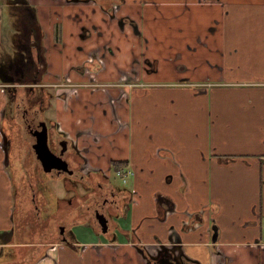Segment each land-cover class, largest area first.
I'll return each mask as SVG.
<instances>
[{
    "label": "crops",
    "instance_id": "obj_1",
    "mask_svg": "<svg viewBox=\"0 0 264 264\" xmlns=\"http://www.w3.org/2000/svg\"><path fill=\"white\" fill-rule=\"evenodd\" d=\"M3 1L17 22L4 48L0 17V264H165L169 249L264 264V133L246 138L264 130V0ZM24 94L75 148L74 168L129 194L116 239L91 238L83 184L26 149ZM39 170V185L45 172L72 192L26 218Z\"/></svg>",
    "mask_w": 264,
    "mask_h": 264
},
{
    "label": "flooded vegetation",
    "instance_id": "obj_2",
    "mask_svg": "<svg viewBox=\"0 0 264 264\" xmlns=\"http://www.w3.org/2000/svg\"><path fill=\"white\" fill-rule=\"evenodd\" d=\"M96 1V0H95ZM98 1H114V0H98ZM120 1V0H117ZM106 7V6H105ZM110 14L112 16H114V13H112L113 11L110 9L109 10ZM125 19H128L130 21V23L133 25V28L135 29V24L133 21H131L129 18L124 17L121 19L120 25L124 24ZM128 21V22H129ZM127 22V21H125ZM34 42V41H32ZM34 45H36V43L34 42ZM38 68H40V66L38 65ZM37 78V77H36ZM29 102V101H27ZM30 103V102H29ZM28 104V103H27ZM23 106H26V103L24 102V104H22ZM21 120L23 122L24 125V130L27 131V134L31 137V142L29 144V149L27 147V144L25 145L26 149L31 153H33L36 157V153L35 150L33 148V145L36 142L37 139V135L38 132L41 130L43 123H45L46 127H47V132H48V145L49 148L56 154L61 155L67 162H68V166L69 168L72 170V173L69 174L67 172H56V170H52L51 172H54L56 174H66L67 178H71L73 179L72 183L75 186L76 182H78V178L77 175L79 174L80 177L82 178V180H84L85 182H83L82 180H80V184H83V187L85 188V198L83 203H85V205L87 206L86 208V222L87 224H94L97 227V232L100 233H104L106 235H109L110 237H112V239H116L117 233L120 230V228L118 227V222L116 220V217H118V212L119 210H126L128 208V204H129V194H126V191L119 189L118 187L113 186L112 182L110 181V179H108V177L102 173H97V174H91V172H89L88 174H82L78 168H74L71 164L70 161L67 159L68 155L70 153H74V151L76 152L75 148L72 146L71 143L68 142L67 139H65L64 137H60L57 136L54 133V129H53V122L51 123L49 120H47L46 118L42 117L40 115V111L38 108H31V111H28L27 109H25L22 113H21ZM56 124V123H55ZM27 139V138H26ZM25 139V140H26ZM77 154V152H76ZM117 176V173H116ZM97 180L96 182V186L99 189V192L96 194H93V196H91L90 194H86L87 191V187H88V181L90 179ZM123 181V179H122ZM126 181V179H125ZM124 182V181H123ZM87 195L90 197L91 202L93 201V199H96V203H97V197L99 196L101 198V201H98L97 205H92L89 204V201L87 203L88 197ZM62 230V231H61ZM64 227L63 225L59 224L58 225V236L61 237L60 241L62 243L67 244L68 246H70L73 249L77 248V245L72 243L70 236L67 237L66 235H64L63 232ZM65 238L66 240L63 241L62 239ZM172 254V250H166L164 252V254ZM179 254L181 255V258L183 259V261L185 263H187V261L192 262L191 260L187 259L183 254H181L179 252ZM163 258V257H162ZM159 259L158 257L156 259H153V263L155 262L156 264H159V261L162 260ZM166 259L168 258L167 256L165 257ZM155 260V261H154ZM165 264H183L181 263L180 259L179 261H176L174 263H165ZM192 264H197L196 262H192Z\"/></svg>",
    "mask_w": 264,
    "mask_h": 264
},
{
    "label": "rangeland",
    "instance_id": "obj_3",
    "mask_svg": "<svg viewBox=\"0 0 264 264\" xmlns=\"http://www.w3.org/2000/svg\"><path fill=\"white\" fill-rule=\"evenodd\" d=\"M8 11L9 12L11 11V10H8V5H6L3 0L0 1V17H2V20L4 22L5 33L7 32V34L5 36V39L3 40L4 48H5L6 44H7L8 39H9L10 32H11L13 26L16 25L15 23L17 22L14 19V16L12 14L8 13ZM4 48H1V50H4ZM160 57H162V56H160ZM174 68L176 69V65H174ZM241 92L242 91H232V92H230V94L232 95L234 93H241ZM220 95L224 96V93L222 92ZM247 95H248L247 93H243L242 92L240 94V96H239V97H241V99H239V101H241ZM23 96H25V97H23V99H24V102L26 103V105L28 103L33 108L31 98L30 97H27L25 94ZM34 99H35V101L39 102V104H40V101L38 99H36V98H34ZM27 101H29L30 103L27 102ZM41 101L46 102V99H44V97L42 96ZM26 108H28V105H27ZM20 113H22V112H20ZM20 113H19V115H20ZM53 129L55 131H58V126L56 124H53ZM260 131H262L264 133V130L262 128H259V126H257L256 128L253 129V133H249L246 136V138H251V140H253L254 142H257V140L259 138V135H261V132ZM20 136H21V138H23V140H25L27 138L26 137V131L24 129H23V134L20 135ZM25 145H26V143H25ZM71 154L72 153H70L69 155L72 156ZM52 173H54V172H52ZM63 175H66V174H63ZM39 176H40V170H39V172L37 171L34 174L30 175L29 181L28 180L24 181V183L26 184L24 186L25 187V191H24L25 192V197L24 198L27 199V205H29V207L27 208V210H28L27 214L28 215H27L26 218L32 217V215H36L37 211L39 212V207L40 208L46 207V205H47V203L45 201L46 198L49 201V209L51 210V209H54L55 206L57 207V199L58 198H64V197L68 196V194L70 192H72V191H68L67 190V188L65 186L64 179H62V178H52V177L48 176L45 172H43V174H42L41 177H42V179H44V183L42 185H39V182H41V180H40L41 178ZM77 178H78V182H76V184H80V180H82V178L80 177L79 174L77 175ZM129 178H130L129 175H127L126 179H129ZM94 179L95 180H93L91 178L88 181V187H87L88 189L86 191V194L88 193L91 196H93V194H96V193L99 192V189L96 186V182L99 179H96V178H94ZM116 179H118V181L121 183V180L122 179L120 180L119 177H116ZM82 181L85 182L84 180H82ZM77 193L80 196L84 197V195H85V188H82V191L81 190L77 191ZM80 196H79V198H80ZM87 197H88L87 203H88V201H89V204H92V202H93L92 205H97L98 201H101V198L99 196L97 197V203H96V199H93V201L91 202L90 197L88 195H87ZM31 225H32V223L30 224L28 222H25L24 225H23V227H24V229L25 228H28V227L31 228ZM69 225H70L69 228L72 231V233L75 230L78 231V228H76V225L77 224H71V223H69ZM56 231H57V233L55 234V239L57 240V237H58V229H56ZM88 232H91L92 233L91 235H93V236H91V238L94 237V236H100L101 239H104V240H107L108 239L107 238V235L104 234V233L93 232L92 229H89ZM26 234L29 235V232H27ZM87 236L88 235L85 234V237H87ZM84 239H87V238H84ZM28 240H29V237H28ZM24 248L25 249H28L29 247H24Z\"/></svg>",
    "mask_w": 264,
    "mask_h": 264
},
{
    "label": "water",
    "instance_id": "obj_4",
    "mask_svg": "<svg viewBox=\"0 0 264 264\" xmlns=\"http://www.w3.org/2000/svg\"><path fill=\"white\" fill-rule=\"evenodd\" d=\"M33 148L36 153V157L39 160L42 169L45 172H51L52 170H56V172H67L69 174L72 173V170L68 166V162L59 154L54 153L48 145V132H47V127L45 123H43V126L41 130L38 132L37 139L35 144L33 145ZM63 241L66 239L63 238ZM71 246V245H70ZM72 247V246H71ZM173 255L172 257V263L176 261V257H178L183 264H192V262L187 261L185 263L183 259L181 258L180 254L175 255L174 252H172ZM165 257L162 258L161 261H159V264H164L163 262L165 261ZM171 263V262H169Z\"/></svg>",
    "mask_w": 264,
    "mask_h": 264
},
{
    "label": "trees",
    "instance_id": "obj_5",
    "mask_svg": "<svg viewBox=\"0 0 264 264\" xmlns=\"http://www.w3.org/2000/svg\"><path fill=\"white\" fill-rule=\"evenodd\" d=\"M112 167H113V171H115L116 173L120 168L123 167V164L121 162L115 161L112 163Z\"/></svg>",
    "mask_w": 264,
    "mask_h": 264
},
{
    "label": "built area",
    "instance_id": "obj_6",
    "mask_svg": "<svg viewBox=\"0 0 264 264\" xmlns=\"http://www.w3.org/2000/svg\"><path fill=\"white\" fill-rule=\"evenodd\" d=\"M129 173L130 172H124L121 168L117 171V174L122 176L123 181H125V179Z\"/></svg>",
    "mask_w": 264,
    "mask_h": 264
}]
</instances>
